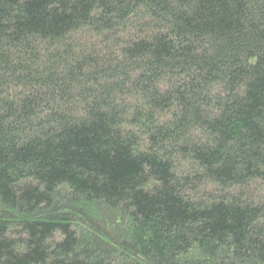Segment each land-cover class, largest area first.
<instances>
[{
  "label": "trees",
  "instance_id": "trees-1",
  "mask_svg": "<svg viewBox=\"0 0 264 264\" xmlns=\"http://www.w3.org/2000/svg\"><path fill=\"white\" fill-rule=\"evenodd\" d=\"M0 264H264V0H0Z\"/></svg>",
  "mask_w": 264,
  "mask_h": 264
}]
</instances>
